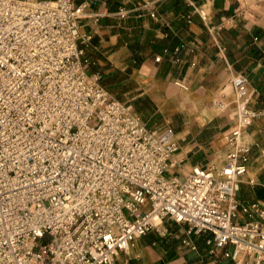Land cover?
<instances>
[{"label": "built area", "instance_id": "1", "mask_svg": "<svg viewBox=\"0 0 264 264\" xmlns=\"http://www.w3.org/2000/svg\"><path fill=\"white\" fill-rule=\"evenodd\" d=\"M84 6L0 0V264H115L166 217L232 244L223 254L238 264L241 254L264 262V223L237 219L238 209L264 217L236 197L250 151L242 134L264 116L244 101L246 75L230 77L236 117L223 164L166 175L173 129L146 125L85 69Z\"/></svg>", "mask_w": 264, "mask_h": 264}, {"label": "crops", "instance_id": "2", "mask_svg": "<svg viewBox=\"0 0 264 264\" xmlns=\"http://www.w3.org/2000/svg\"><path fill=\"white\" fill-rule=\"evenodd\" d=\"M74 2L85 3L79 32L89 35L80 41L87 73H98L115 98L134 104L135 110L129 108L148 126L176 117L171 128L178 149L166 175L183 176L196 164L216 171L230 149L224 134L236 117L230 77L246 75L244 101L252 108L264 107V25L247 15L242 0ZM197 8L207 13L206 19ZM120 9L125 12L118 13ZM242 139L250 151L236 197L264 209V116L253 119ZM237 219L264 223L254 208L249 214L238 209ZM211 237V231H188L187 223L166 217L159 229L118 251L114 263L238 264L223 254L232 244L217 246L208 241ZM239 261L253 264V256L241 254Z\"/></svg>", "mask_w": 264, "mask_h": 264}, {"label": "rangeland", "instance_id": "3", "mask_svg": "<svg viewBox=\"0 0 264 264\" xmlns=\"http://www.w3.org/2000/svg\"><path fill=\"white\" fill-rule=\"evenodd\" d=\"M242 2L243 8L246 11L247 15L254 21L264 25V0H242ZM126 104L135 110L134 104H132L131 102H126ZM170 108H174L173 103H171ZM176 121L177 119L174 116H171L170 118L168 117V120L163 117L155 120V122L152 123V126H170L173 128L171 123ZM45 240L46 239L43 238L40 241L43 242Z\"/></svg>", "mask_w": 264, "mask_h": 264}]
</instances>
